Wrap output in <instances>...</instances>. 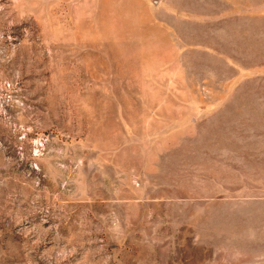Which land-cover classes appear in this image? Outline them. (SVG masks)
Segmentation results:
<instances>
[{
    "label": "rangeland",
    "instance_id": "1",
    "mask_svg": "<svg viewBox=\"0 0 264 264\" xmlns=\"http://www.w3.org/2000/svg\"><path fill=\"white\" fill-rule=\"evenodd\" d=\"M0 264H264V0H0Z\"/></svg>",
    "mask_w": 264,
    "mask_h": 264
}]
</instances>
